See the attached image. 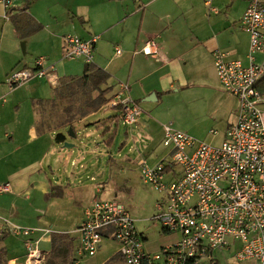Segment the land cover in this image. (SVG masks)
Returning a JSON list of instances; mask_svg holds the SVG:
<instances>
[{
    "label": "crops",
    "instance_id": "1",
    "mask_svg": "<svg viewBox=\"0 0 264 264\" xmlns=\"http://www.w3.org/2000/svg\"><path fill=\"white\" fill-rule=\"evenodd\" d=\"M214 2L215 0L209 6L204 0H14V7L9 10L0 3V184L8 182L11 185L9 194L0 199L2 218L15 225L30 227L14 221L16 218L25 220L18 216L24 214L19 201H26L36 214L49 213L50 226L39 224L40 229H36L34 235L40 242L50 243L54 233L53 225H57L78 246L80 236L76 230L85 219L86 209L96 200V194L104 190V186H95L84 181L83 176L86 175V179L90 181L96 180L93 171L99 167L100 158L106 152L104 150L112 148L102 142L98 143L94 136L87 142L83 138L79 142L72 141L77 150L72 147L64 151L63 148L67 147L63 144L54 145L50 133L37 126L34 102L49 98L55 86L46 79L34 78L9 92L5 85L7 76L17 69L35 68L40 57L45 58V66L54 67L53 71L61 81L68 76H79L83 66L91 64L109 74V79L103 84V88H110L107 94L109 101L121 90V84L125 83L129 86L131 96L143 110L141 117L143 112H148V119L151 121L142 120L140 117L132 129L140 133L141 130L158 127L155 134L158 135L159 96L172 91L188 92L193 87L208 85L210 69L219 79L215 66V50L227 52L229 59L248 62L250 37L243 28L248 36L247 46L240 50L231 47L235 37L229 32L225 33L218 16L208 26L195 21V12L202 16L203 9L197 10V6H209L210 12L218 15L220 8ZM242 2L244 8L232 17L234 20L240 21L248 7L249 0ZM215 3L225 8L224 22L228 25L229 17L232 16L230 6L234 2L216 0ZM68 10L72 12L73 19L71 22L68 20L67 24L62 18ZM203 16L207 14L204 13ZM208 17L210 20V13ZM39 24L40 30L30 33ZM64 25L68 29L76 30L78 33L75 34L84 39L98 36L93 63H86L83 58L66 60L69 58L64 55V36L74 32L64 31ZM148 40L159 42L158 54L147 55L141 52ZM117 46L122 50L120 54L116 53ZM22 87L29 89L28 93H24ZM238 108L239 102L234 110L237 115ZM117 110L120 112L119 108ZM235 122L229 123L227 130ZM120 134L119 129L115 142ZM163 135L162 126L161 141ZM144 136L151 140L147 134ZM148 149L149 153L153 151ZM55 152L60 155L53 156ZM165 156L167 153L159 156L152 153V159H144L154 164ZM53 157L56 163L60 160L65 163L71 160V164L79 167L81 171L77 174L69 173L65 180L57 174L59 178L53 176L50 179L43 165L46 162L55 173L52 162H48V158L53 161ZM167 170L171 178L178 176L169 167ZM91 188L94 189V196ZM64 201L69 205L67 212H64L65 208L57 207ZM154 226L159 224L154 221ZM164 232L169 238L159 241L158 244L156 240L151 242L145 236L150 251L158 250L163 244L177 237L175 233L166 230ZM148 243L156 247L149 246ZM1 247L6 249L8 256L19 252L25 259L26 250L20 235L12 233L1 239ZM75 258V264H80L77 255ZM12 259L18 262L16 258Z\"/></svg>",
    "mask_w": 264,
    "mask_h": 264
},
{
    "label": "built area",
    "instance_id": "2",
    "mask_svg": "<svg viewBox=\"0 0 264 264\" xmlns=\"http://www.w3.org/2000/svg\"><path fill=\"white\" fill-rule=\"evenodd\" d=\"M204 1L210 6L213 0ZM0 3L7 10L14 7V0ZM241 26L250 37L247 63L229 59L222 50L214 51L220 82L239 102L237 120L223 142L213 145L164 124L163 144L173 162L183 167L182 174L169 176L167 169L172 172L174 164L166 156L154 164L140 161L144 181L161 194L152 219L177 237L150 251L136 219L122 202L97 199L86 209L76 230L79 259L95 255L104 239L111 237L126 264H203L214 260L216 252L234 248L235 260L227 264H264V0H249ZM64 39L66 58L93 63L98 36L84 39L69 33ZM115 50L117 54L122 51L118 46ZM159 50V42L148 40L141 52L156 55ZM53 69L40 57L35 68L12 71L5 85L13 91L41 78L57 87L61 78ZM106 105L120 109V121L126 126L137 124L143 111L125 83ZM10 191V183L0 184V193ZM5 227L24 238L26 250L24 262L12 259L10 264H44L35 228L12 224L0 216V231Z\"/></svg>",
    "mask_w": 264,
    "mask_h": 264
},
{
    "label": "rangeland",
    "instance_id": "3",
    "mask_svg": "<svg viewBox=\"0 0 264 264\" xmlns=\"http://www.w3.org/2000/svg\"><path fill=\"white\" fill-rule=\"evenodd\" d=\"M223 1V0H222ZM234 4L230 6L229 24L224 22L225 8L221 4L214 2V5L220 8L218 15L210 12L209 6L201 7L197 6V10L202 9V16L195 12V21L208 26V23L218 16L221 21V25L226 32L231 33L235 37L232 40L231 47H236L240 50H244L247 46V34L242 29L240 23L241 20H234L232 17L238 15L244 8L242 0H229ZM207 14V16H203ZM211 14L209 20L208 14ZM73 14L70 10L66 13V16L62 18V21L71 22ZM67 17V20L64 18ZM242 18V17H241ZM66 23V22H62ZM64 31H71L78 33L76 30L68 29L66 25L62 26ZM69 34V33H67ZM73 34V33H72ZM66 51V45L64 46V55ZM80 60H83L79 58ZM70 60V59H66ZM78 60V59H77ZM82 64V61H79ZM85 67L78 73V75L84 74ZM209 84L193 87L192 91L176 93L172 91L164 95L159 96V134L158 127L150 130H141V132H135L132 126H126L121 122H115L114 116L118 114L119 110L113 107H109L106 104L101 106L96 112H91L88 115H83L86 110V106L96 98L99 91L92 88L89 82L83 84L70 83L68 79H62V85L53 88L51 96L47 99H40L34 102L36 112V123L40 130H47L52 136L53 144L60 146L55 137L57 133L63 132L67 136L68 141L79 142L80 139H84L86 142L91 136H94L98 143L102 142L107 145L109 150H104L105 155L100 158L99 167L94 169L93 173L96 176V180H87L86 175L83 176L84 181H89L93 185L104 186L102 193L96 194L97 199H117L122 202L129 210L131 215L136 219L138 229L145 236L153 240L159 241L169 238V235L164 232L165 229L162 226H154L153 217L156 212V203L161 194L155 190L149 183L144 181L141 174L140 161L144 158L152 159L150 155H164L167 153V161H172L174 164L173 170L178 175L182 174L183 167L177 162H173L171 155H168L169 148L164 146L163 139L161 141V128L164 124H172L176 129L188 132L200 141H204L213 145H220L225 139L226 131L229 123L236 121L237 113L234 111L238 105V101L233 97L220 83L217 75L209 71ZM47 87V84H44ZM49 86V85H48ZM7 88V87H6ZM24 93H28L29 89L25 87L21 88ZM7 91L9 89L7 88ZM12 92V91H9ZM187 93V94H186ZM111 94H109L110 96ZM7 96V95H6ZM148 112H143L142 120L151 121ZM75 127L76 136L72 137L69 134V128ZM109 127L111 130L105 131ZM112 129L116 131L121 130V134L115 142L113 139L112 145L109 146V135ZM136 130V129H135ZM126 131L128 133H126ZM212 131H217L215 134ZM147 134L150 138H146ZM155 135V136H154ZM154 136V137H153ZM148 148L153 149L152 152H148ZM77 150V146L72 148ZM155 149V150H154ZM67 151L68 148H63ZM56 155V156H55ZM59 152L53 153V156L58 157ZM55 157L48 158V162L51 161L54 167L55 173L52 172L50 166L45 162L44 171H47V177L50 179L55 176L56 178L66 179L69 173L74 172L77 174L81 170L79 167H75L71 164V160L67 163L64 160L55 162ZM156 159V157H154ZM0 174L2 171L0 170ZM59 176H57V175ZM93 196L95 192L91 188ZM9 193H0V199L8 195ZM23 207V215L18 216L25 220L16 218L14 221H18L22 224H27L29 228L40 229L39 224L49 225V213L45 215H38L34 209L25 201H19ZM58 208H65L64 212L69 210V205L66 201L60 202ZM60 212V209H58ZM64 214V213H63ZM21 225V224H20ZM37 225V226H35ZM35 226V227H34ZM54 233H64L60 230L59 226L53 225ZM57 229V230H56ZM60 230V231H59ZM12 234L8 227H5L0 231V240ZM14 234V233H13ZM166 236V237H165ZM22 237V236H21ZM23 241L24 238L22 237ZM19 243V242H18ZM41 248L44 250L45 262L44 264H61L63 262L74 261L75 264V249L76 242H70L63 240L53 245V238L51 242L41 241ZM149 246H152L148 243ZM76 247V248H75ZM156 247V246H152ZM3 248V247H1ZM158 249V248H156ZM119 251L118 243L112 238H105L101 248L93 256L86 255L80 258V264H126L123 259L116 258ZM157 251V250H156ZM235 248L225 253L216 252L215 259L212 261H203V264H227L234 262ZM13 256H8L5 252L0 256V264H10V259L16 258L18 262L23 261L24 256L19 252ZM26 256V255H25ZM25 260V259H24Z\"/></svg>",
    "mask_w": 264,
    "mask_h": 264
},
{
    "label": "trees",
    "instance_id": "4",
    "mask_svg": "<svg viewBox=\"0 0 264 264\" xmlns=\"http://www.w3.org/2000/svg\"><path fill=\"white\" fill-rule=\"evenodd\" d=\"M41 28V24L37 25L36 28L31 29L30 33L36 32L38 30H40ZM66 79L69 80L70 83H77V84H83L86 82H89L92 86L93 89L98 90L99 93L97 95L96 98L92 99V101L86 106V110L84 111L83 115H88L91 112H96L101 106L105 105L108 101H109V97L107 96L108 92L110 91V88H103V84H105L107 82V80L109 79V74L108 72H106L105 70L101 69V68H96L94 66H92L91 64H87L85 66V74L82 76H68L65 77ZM62 83V81H61ZM62 85V84H60ZM115 122H119L120 121V117H119V113L117 115L114 116ZM75 130V127H73ZM107 131H111L109 129V127L106 128L105 130ZM76 132V130H75ZM117 131L116 129H112V132L109 135V146L112 145L113 139L116 135ZM68 240L71 242V239L69 238V236L67 234L61 233V234H56L53 235V245L54 243L63 241V240ZM6 252L5 248H0V256L2 254H4ZM116 258H122V255L117 254ZM74 261L71 262H63L61 264H73ZM6 264V262H5Z\"/></svg>",
    "mask_w": 264,
    "mask_h": 264
},
{
    "label": "water",
    "instance_id": "5",
    "mask_svg": "<svg viewBox=\"0 0 264 264\" xmlns=\"http://www.w3.org/2000/svg\"><path fill=\"white\" fill-rule=\"evenodd\" d=\"M153 96L155 97V94H153ZM150 99V98H149ZM69 134L72 136V137H75L76 136V132L74 130L73 127H70L69 128ZM56 141L60 144H63L64 147H67V148H72L74 146V143L72 142H69L67 140V136L66 134H64L63 132H60V133H57L56 134V137H55Z\"/></svg>",
    "mask_w": 264,
    "mask_h": 264
}]
</instances>
